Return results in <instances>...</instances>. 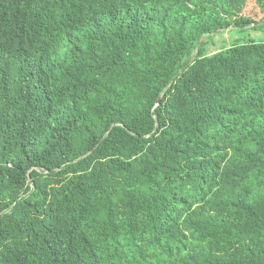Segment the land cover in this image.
Here are the masks:
<instances>
[{
  "label": "trees",
  "instance_id": "obj_1",
  "mask_svg": "<svg viewBox=\"0 0 264 264\" xmlns=\"http://www.w3.org/2000/svg\"><path fill=\"white\" fill-rule=\"evenodd\" d=\"M263 19L0 0V264H264Z\"/></svg>",
  "mask_w": 264,
  "mask_h": 264
},
{
  "label": "rangeland",
  "instance_id": "obj_2",
  "mask_svg": "<svg viewBox=\"0 0 264 264\" xmlns=\"http://www.w3.org/2000/svg\"><path fill=\"white\" fill-rule=\"evenodd\" d=\"M250 7L251 5L248 4V8ZM212 39V43L207 45L208 53H212L221 47L229 46L236 41L242 42L247 39L264 40V29H252L248 27L244 32L229 29L214 33Z\"/></svg>",
  "mask_w": 264,
  "mask_h": 264
},
{
  "label": "water",
  "instance_id": "obj_3",
  "mask_svg": "<svg viewBox=\"0 0 264 264\" xmlns=\"http://www.w3.org/2000/svg\"><path fill=\"white\" fill-rule=\"evenodd\" d=\"M262 23H264V19L261 20V21H259V22L254 23L253 25H258V24H262ZM219 31H220V30H216V31L213 32V34L219 32ZM204 40H205L204 38H201V39L198 41L197 46H196V49L200 46V44H201ZM192 56H193V55H191V56L188 58V60H187V64L191 61ZM159 101H160V100L158 99L157 102H159Z\"/></svg>",
  "mask_w": 264,
  "mask_h": 264
}]
</instances>
